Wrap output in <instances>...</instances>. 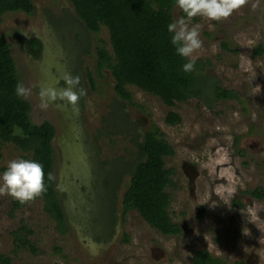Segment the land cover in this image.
<instances>
[{
	"label": "rangeland",
	"instance_id": "374dc122",
	"mask_svg": "<svg viewBox=\"0 0 264 264\" xmlns=\"http://www.w3.org/2000/svg\"><path fill=\"white\" fill-rule=\"evenodd\" d=\"M188 1L189 15L181 6L172 11L185 54L210 63L208 76L238 101L209 110L192 99L171 108L128 86L131 103L112 106L110 73L102 80L94 74L96 46L111 51L105 26L97 35L83 29L69 0H33L32 14L1 16L0 37L11 45L30 120L56 129L50 177L66 216L61 234L25 167L32 153L0 140V255L11 264H193L200 251L219 264H264V199L251 195L264 189V0ZM34 39L42 43L39 58L28 49ZM172 112L176 125L166 122ZM156 128L174 150L165 158L174 182L169 213L181 230L174 236L136 210L122 211L138 145ZM14 202L21 207L13 211ZM20 228L37 254L16 251ZM228 229L235 233L231 245Z\"/></svg>",
	"mask_w": 264,
	"mask_h": 264
},
{
	"label": "trees",
	"instance_id": "16d2710c",
	"mask_svg": "<svg viewBox=\"0 0 264 264\" xmlns=\"http://www.w3.org/2000/svg\"><path fill=\"white\" fill-rule=\"evenodd\" d=\"M201 1L194 0V3ZM69 2L83 29L96 35L102 26L109 30L111 51L103 44L96 46L94 74L102 80L105 71L110 73L116 94L112 98V106L114 101L118 105L120 101L131 103L133 96L128 92V86L157 97L171 108L176 103L194 99L212 110L218 102L239 100L235 91L225 90L216 77L208 76L206 69L210 63L190 60L185 54L184 41L174 30L172 11L174 7L181 6L186 10L185 16L189 15L192 8L188 0ZM8 11L30 15L35 11L33 0H0V19ZM41 47L38 39L28 42V49L35 58H39ZM255 53L260 55L263 50L259 48ZM94 74L89 71L87 76L92 89L96 90ZM18 86V71L11 45L1 36L0 140L14 142L22 151L32 153L31 158L24 160L25 167L32 174L31 183L40 192L45 213L56 222L59 232L63 234L66 216L50 177L54 162L52 141L56 129L48 123L35 125L31 122L30 107L19 97ZM178 119V114L172 112L166 122L176 125ZM138 147L140 161L131 173L130 182L123 184L126 192L122 211L136 210L161 234L178 235L181 230L170 217L172 200L167 191L174 186L173 172L165 169V158L172 156L174 150L157 128L147 132ZM129 155H132L131 152ZM251 195L263 200L264 189L258 188ZM13 204V211L21 207V202ZM204 215V208H199L198 219L202 220ZM27 233L25 228L13 233L16 251L29 249L37 254L39 251L31 244ZM0 264H11V259L0 255ZM193 264H219V260L207 251H200L195 254Z\"/></svg>",
	"mask_w": 264,
	"mask_h": 264
},
{
	"label": "flooded vegetation",
	"instance_id": "af4514ba",
	"mask_svg": "<svg viewBox=\"0 0 264 264\" xmlns=\"http://www.w3.org/2000/svg\"><path fill=\"white\" fill-rule=\"evenodd\" d=\"M237 231V230H236ZM239 232L237 231V234H238ZM234 230L232 229V230H229L228 229V231H227V233H226V236H227V241H228V243L231 245V242L233 241L232 240V236H234ZM237 239V238H236ZM239 239V238H238ZM238 241V240H237ZM235 242H236V240H235ZM233 243V242H232ZM210 254V253H209Z\"/></svg>",
	"mask_w": 264,
	"mask_h": 264
}]
</instances>
